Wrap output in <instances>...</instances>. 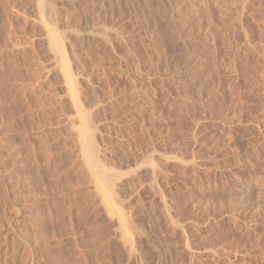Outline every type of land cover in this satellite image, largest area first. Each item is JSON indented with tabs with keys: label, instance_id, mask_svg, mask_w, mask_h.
Segmentation results:
<instances>
[{
	"label": "rangeland",
	"instance_id": "rangeland-1",
	"mask_svg": "<svg viewBox=\"0 0 264 264\" xmlns=\"http://www.w3.org/2000/svg\"><path fill=\"white\" fill-rule=\"evenodd\" d=\"M0 264H264V0H0Z\"/></svg>",
	"mask_w": 264,
	"mask_h": 264
},
{
	"label": "bare ground",
	"instance_id": "bare-ground-1",
	"mask_svg": "<svg viewBox=\"0 0 264 264\" xmlns=\"http://www.w3.org/2000/svg\"><path fill=\"white\" fill-rule=\"evenodd\" d=\"M55 39V38H54ZM54 42V41H53ZM64 67V69L66 70L65 72V75H66V79H67V82L70 86V90H71V93L73 95H76L75 93V86H74V80H73V77L72 75L69 73V71L67 70L68 68V65L66 62H64V65L62 66ZM63 69V70H64ZM71 94V95H72ZM72 95V96H73ZM76 98V97H75ZM84 119V116H82ZM86 124V123H85ZM89 135V137H88ZM84 137H85V140H87V144L85 145L86 148H85V158H86V161L88 163V165L92 168V169H97V170H100L101 172H103V175L102 173L99 171V177L100 178H103L104 176V172L107 171V169L103 166V163H101V161L99 160V157L97 156L96 154V145H95V142L94 140L92 139V137L90 136V132H89V128L88 126L84 129ZM89 138V139H88ZM96 170V171H97ZM98 172V171H97Z\"/></svg>",
	"mask_w": 264,
	"mask_h": 264
}]
</instances>
